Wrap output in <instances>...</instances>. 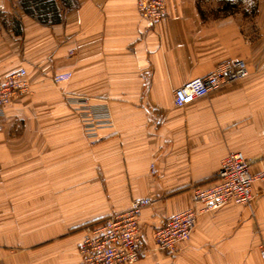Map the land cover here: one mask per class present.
<instances>
[{
  "label": "crops",
  "instance_id": "crops-1",
  "mask_svg": "<svg viewBox=\"0 0 264 264\" xmlns=\"http://www.w3.org/2000/svg\"><path fill=\"white\" fill-rule=\"evenodd\" d=\"M56 1L61 21L47 25L20 0H0V77L25 69L32 84L1 121L0 264H76L85 226L144 197L147 250L134 264H262L263 181L250 206L202 213L175 255L153 235L194 206V186L216 185L229 152L254 161L253 175L264 169V0L251 46L243 13L208 15L212 0H169L153 27L137 0ZM228 60H243L250 77L175 107L177 88ZM69 72L70 106L51 81ZM88 106L112 123L94 145L75 112Z\"/></svg>",
  "mask_w": 264,
  "mask_h": 264
},
{
  "label": "built area",
  "instance_id": "built-area-1",
  "mask_svg": "<svg viewBox=\"0 0 264 264\" xmlns=\"http://www.w3.org/2000/svg\"><path fill=\"white\" fill-rule=\"evenodd\" d=\"M137 8L142 18L152 27L167 13V0H137ZM249 75L247 64L242 60H231L221 64L213 73L194 78L174 91V105L183 109L199 98L210 95L224 85L242 80ZM72 73L55 74L53 83L67 82ZM32 92L28 71L20 69L0 77V131L1 121L6 118V109L17 98ZM86 102V101H85ZM89 108V106L87 107ZM216 185L197 188L193 191L192 208L167 217L153 235L155 248L169 255H175L180 243H187L196 227L197 219L204 212H213L231 203L250 205L254 193L253 186L259 178L264 179V171L258 176L251 172V160L242 152H229L221 161ZM154 171V168L152 169ZM153 204L149 197L135 199L130 207L120 213L103 219L101 224L83 238L79 247L80 260L76 264H134L147 250L141 239L140 218L143 210ZM264 258V250H262Z\"/></svg>",
  "mask_w": 264,
  "mask_h": 264
},
{
  "label": "rangeland",
  "instance_id": "rangeland-1",
  "mask_svg": "<svg viewBox=\"0 0 264 264\" xmlns=\"http://www.w3.org/2000/svg\"><path fill=\"white\" fill-rule=\"evenodd\" d=\"M168 1L169 0H167V5H168ZM202 1L208 2L210 0H202ZM257 1L258 0H212L211 3L210 2H208L206 4L203 3V6H204L203 10L208 15L214 14L215 16L226 15L228 13H230V14H241V13H243L245 20H244V22H242L243 24L241 26V33H242V36H244V40L247 41V44L249 46H251L258 38H261L259 35V23H260V21L257 18V14H256L257 9H258ZM228 61H231V60H228ZM225 63H227V62H225ZM221 64H223V63H221ZM221 64H219L217 67H219ZM216 68H215V70H216ZM256 70H255V72H256ZM250 75H251V72L249 71V75L247 77H250ZM247 77H245V78H247ZM245 78H243L242 80H244ZM242 80L230 82V83L224 85L223 87H227L229 84L241 82ZM67 82H61V83H57V82L53 83L52 82V84H54L53 86L55 89L59 90L62 98H64L65 104L70 106V104L72 105L74 103V100L70 99V101H69L68 98L65 97L64 87L67 84ZM76 103H77V105L82 104L81 102H79L78 99L76 100ZM75 112H77L78 119L80 122V126H82L83 134L90 141L91 145H94L93 142L97 141L101 138L102 135H101L100 131L104 127H107L108 124L111 125L110 127H112V123H107L104 120H102L100 111H97L93 107L89 106V108H85L82 110L78 108V109H76ZM253 163H254V161L252 162V160H251V167H252ZM262 171H264V169ZM262 171H260V172H262ZM259 173L257 175H254V176H258ZM256 181L257 182H259V181L264 182V179L259 178ZM202 186H194L192 188V193L197 188H200V189L204 188ZM253 200H254V197H253ZM253 200H252V202H253ZM252 202H251V204H252ZM250 205H248V206H250ZM111 215H113V214H111ZM111 215H109V216H111ZM103 219H105V218H103ZM101 223L102 222L97 221V222H93V223H90L87 226H85L84 229H86V234H88V232L94 228V225H98ZM262 250H264V245H262V247H261V256H262ZM262 264H264V258L263 257H262Z\"/></svg>",
  "mask_w": 264,
  "mask_h": 264
},
{
  "label": "trees",
  "instance_id": "trees-1",
  "mask_svg": "<svg viewBox=\"0 0 264 264\" xmlns=\"http://www.w3.org/2000/svg\"><path fill=\"white\" fill-rule=\"evenodd\" d=\"M64 7L71 6V0H60ZM24 13L47 25L59 23L62 18L60 5L56 0H20Z\"/></svg>",
  "mask_w": 264,
  "mask_h": 264
}]
</instances>
